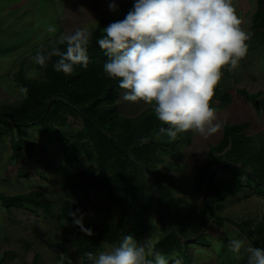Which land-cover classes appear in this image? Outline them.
Wrapping results in <instances>:
<instances>
[{"label":"rangeland","instance_id":"obj_1","mask_svg":"<svg viewBox=\"0 0 264 264\" xmlns=\"http://www.w3.org/2000/svg\"><path fill=\"white\" fill-rule=\"evenodd\" d=\"M113 2L117 5L116 11L109 9V4ZM232 3L238 17L244 21L242 27L249 30L255 0H232ZM132 7L133 0H0V110L13 111L25 96L24 89L14 79L19 68L30 77L44 76L43 69L31 58L45 44H56L61 34L73 32L76 28L92 31L101 19H104L103 30L110 23L124 19ZM49 25L57 27L55 34L47 32ZM222 72L218 85L222 91L229 92L231 100L223 103L212 99L211 106L216 109L220 130L207 139L192 132L182 134L174 150L162 154L158 164L163 172L173 175L174 194L182 209L183 225L180 228L183 227L187 236L185 240L181 239L179 251L174 250L165 256L187 259L186 264L247 263V254L243 250L239 260L228 251L230 238L243 239L245 246L264 249V223L260 225V231H252L255 225L264 221L261 188L257 190L253 182H243L238 191L226 196L220 206L213 207L207 215L203 211L209 197L206 181L199 191L193 189L198 178L196 166L202 164L207 144L217 143L222 137L224 123L249 122L245 132L252 136L251 143L255 147L264 143V111L255 109L237 91L240 87L249 92L260 90L264 96V46L250 43L248 53L238 68L229 71L225 67ZM124 91L120 90V97L116 100L120 113L136 116L153 109L143 102L124 101ZM66 115L67 121L53 124L61 131L60 139H64L69 147V156L59 139L45 127L34 124L24 128L26 141L33 143L32 153H28L20 144L15 147V130L1 124L0 193L37 189L41 198L49 200L52 207L50 213L28 204L9 207L8 210L0 202V264H32L34 254L37 258L33 264H60L66 259L59 255L58 243L62 240L63 229L74 235L75 225L61 214L59 205L63 199L81 200L84 203V220L98 224L103 233L108 232L110 226L122 217L121 207L112 200L108 191L94 193L85 186L65 187V182L76 181V174L93 163L92 149L82 145V140L75 138L77 142H73L72 139L75 129L81 127V119L72 112ZM216 167L214 163L210 170ZM243 178L246 176L243 175ZM151 195L150 207L143 203L142 208L136 210L135 203L129 205L125 201L122 204L128 214L120 239L113 243L101 240L94 254L103 248L118 245L127 235H132L137 241L150 238L153 244L164 233V226L173 229L170 225L174 221L162 204H158L154 189ZM202 221L204 223L200 226ZM243 223L247 225L242 230ZM200 233L204 237L197 238ZM64 252L69 257L65 261L82 264L74 245L67 244Z\"/></svg>","mask_w":264,"mask_h":264},{"label":"trees","instance_id":"obj_2","mask_svg":"<svg viewBox=\"0 0 264 264\" xmlns=\"http://www.w3.org/2000/svg\"><path fill=\"white\" fill-rule=\"evenodd\" d=\"M103 21L104 19H101L99 25L91 31L92 38L88 47L91 62L87 69L76 66L72 74L66 76L53 69V64L59 59L55 56L48 61L46 67L40 66L44 73L41 78L30 77L19 68L14 74V79L24 91L26 89L25 96L13 111L0 110V127L4 124L10 130L14 129L15 147L20 144L28 153H32L33 143L26 141L23 130L27 126L38 124L50 130L59 139L69 156V147L64 139H60L61 131L53 122L67 121V112L77 114L81 119V127L75 129L72 139L73 142H77L75 138L80 139L82 145L92 149L93 163L76 174V181L71 183L69 180V183L65 182L64 185L70 189L85 186L94 193L106 190L112 195V200L121 207L122 214L121 219L113 223L106 233L90 220H83V223L85 228L92 230L91 236L86 235L78 226H75L72 236L67 229H63L58 250L63 252L67 244L74 245L82 264H89L90 261L84 254H94L101 240L113 243L120 239L124 231V219L128 214L122 204L125 201H128L129 205L135 203L136 210H140L143 203L150 207L153 189L157 194L158 204H162L167 215L174 221H168L172 223L170 226L173 229L164 226V233L153 242L156 250L164 255L174 250L179 251L181 239L185 240L187 237L183 227L180 228L183 225L182 209L178 206V199L174 194L173 175L158 167L162 160L161 155L172 152L179 138L185 133L178 134L175 140L162 134L160 128H166L167 125H163L155 117L154 109L136 116H126L119 112L116 103L121 90L119 81L108 78L104 73L103 65L108 58L96 43L103 35ZM247 31L251 33L248 45L254 42L264 46V0H255V8L250 16V29ZM53 47L66 50V44L58 41L54 45L45 44L41 52L46 55ZM237 91L249 100L255 109L264 111L262 91L249 92L243 87L237 88ZM213 98L223 103L231 100L229 92L222 91L219 85ZM249 125V122L224 123L222 137L217 143L207 144L205 158L200 166H196L198 178L193 189L199 191L202 183L206 181V189L209 192L207 207L203 208L206 215L213 207L220 206L226 196L238 191L243 182H253L255 188H261L260 192L264 194V143L258 147L251 143L252 136L245 132ZM145 139L147 142H142ZM214 163L217 167L210 170ZM243 175L246 176L245 179ZM0 202L8 210L9 207L28 204L50 213L52 207L49 200L41 198L37 189L12 194L1 192ZM59 206L61 214L68 220H72L69 216L70 210H84L81 200L63 199ZM203 223L202 221L200 226ZM262 223L264 221L255 225L252 231H260ZM245 225L247 223H243L241 228ZM200 234L197 238L204 237ZM36 258L37 255L34 254L32 264ZM186 262L187 259L182 260V264Z\"/></svg>","mask_w":264,"mask_h":264},{"label":"clouds","instance_id":"obj_3","mask_svg":"<svg viewBox=\"0 0 264 264\" xmlns=\"http://www.w3.org/2000/svg\"><path fill=\"white\" fill-rule=\"evenodd\" d=\"M109 9L118 10L114 2ZM243 24L232 0H133L124 19L105 27L96 43L108 58L104 73L125 90L122 99L152 106L155 117L167 125L160 128L162 134L175 140L180 133L192 132L207 139L221 127L211 102L222 69H237L248 53L251 33ZM47 32L55 34L57 27L49 25ZM91 38V31L76 28L59 37L66 50L53 47L31 59L43 68L58 57L53 69L70 76L76 66L88 68ZM69 216L86 235H93L80 209L70 210ZM242 250L247 264H264V249L229 239L228 251L235 259L242 258ZM84 255L91 264H182L180 258L156 250L150 238L137 241L132 235Z\"/></svg>","mask_w":264,"mask_h":264},{"label":"crops","instance_id":"obj_4","mask_svg":"<svg viewBox=\"0 0 264 264\" xmlns=\"http://www.w3.org/2000/svg\"><path fill=\"white\" fill-rule=\"evenodd\" d=\"M61 254H63V256H65V260H67L69 257L68 256H66V254H65V252L63 251V252H61V253H59V255H61ZM33 257H34V255H33ZM33 259V258H32ZM33 260H31V262H32Z\"/></svg>","mask_w":264,"mask_h":264},{"label":"built area","instance_id":"obj_5","mask_svg":"<svg viewBox=\"0 0 264 264\" xmlns=\"http://www.w3.org/2000/svg\"><path fill=\"white\" fill-rule=\"evenodd\" d=\"M60 264H72V263H70V262H68V261H65V260H63Z\"/></svg>","mask_w":264,"mask_h":264},{"label":"water","instance_id":"obj_6","mask_svg":"<svg viewBox=\"0 0 264 264\" xmlns=\"http://www.w3.org/2000/svg\"><path fill=\"white\" fill-rule=\"evenodd\" d=\"M220 170V169H219Z\"/></svg>","mask_w":264,"mask_h":264}]
</instances>
